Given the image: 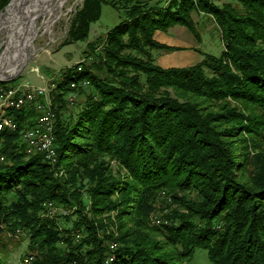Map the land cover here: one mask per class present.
Segmentation results:
<instances>
[{"label": "trees", "instance_id": "obj_1", "mask_svg": "<svg viewBox=\"0 0 264 264\" xmlns=\"http://www.w3.org/2000/svg\"><path fill=\"white\" fill-rule=\"evenodd\" d=\"M30 1L5 10L0 0V18ZM236 1L83 0L67 42L88 38L106 2L123 16L88 43L102 45L92 63L55 80V162L21 144L38 112L9 111L17 129L0 148V251L19 230L28 264H104L111 253L113 264H189L196 248L213 264H264V0ZM194 11L220 27L221 55L198 49L193 65L160 66L156 52L180 48L155 32L180 25L200 39ZM83 81L91 91L76 104L69 94ZM49 202L70 213L48 216Z\"/></svg>", "mask_w": 264, "mask_h": 264}, {"label": "rangeland", "instance_id": "obj_2", "mask_svg": "<svg viewBox=\"0 0 264 264\" xmlns=\"http://www.w3.org/2000/svg\"><path fill=\"white\" fill-rule=\"evenodd\" d=\"M35 1L36 0H31V5ZM163 1V3H166V0ZM213 1L219 5L223 3H232L237 6L239 4L236 0ZM11 2L12 0H10L5 10ZM82 4L83 0H66L63 5V15L53 23V29L45 30V27H41L36 37L33 39V43L30 45L25 42L22 44L23 46H17L16 37H9L8 32H6V27L16 22L19 17L31 7V5L28 7L27 5L19 6L14 13L4 15L0 18V54L2 53L0 59L8 49H11L10 53L6 55L8 66L10 67L12 64H15L14 68L18 66L16 69V71H18L23 65L22 69L18 71L15 78L12 80L13 82L8 81L11 82V85L50 87L52 86V83H55V80L58 79L60 72L65 68L83 62L92 63L97 58L96 54L102 47L101 41H96L95 45L98 46L95 49V52L88 47V43L95 41L96 38L105 37L109 30L121 21L123 14L118 8L106 2L103 4L99 20L92 23L88 38L86 40L67 42L69 40L68 32L71 20ZM192 17L197 23V29L201 38L198 39L197 36L185 27L186 37L192 41L193 45L197 47V50L199 49L204 53H211L217 56L221 55L224 50L222 32L214 19L196 11L192 13ZM40 23L41 19H39V24ZM179 48L182 49L181 47ZM21 53L22 55L19 56ZM159 53L161 52H156L155 55L157 56ZM48 89H51V87ZM85 91L78 94L75 100L76 104L84 101L85 94L91 91V87H86ZM60 174H63V172H60ZM166 200L168 199H165V197L160 199L159 211L153 215L151 219L152 224H159L156 222L155 216H158L159 218L162 216L161 214H163V210L161 207L165 205ZM49 203L45 204L48 206V216L58 215V217L62 219L60 214L70 213L69 209L55 206L53 202H51L52 205H49ZM74 219L75 218L72 220ZM2 244L5 246L1 248L0 254L6 259L7 264H28L31 262V259L29 261L25 259L30 252L28 249L29 237L26 232H19L18 230L16 233H13L7 231L4 235ZM117 245V243L112 242L110 248L116 249ZM108 257L112 258L110 264H113L115 261V254H109L106 259ZM189 264L213 263L209 260L206 249L196 248L192 261Z\"/></svg>", "mask_w": 264, "mask_h": 264}, {"label": "built area", "instance_id": "obj_3", "mask_svg": "<svg viewBox=\"0 0 264 264\" xmlns=\"http://www.w3.org/2000/svg\"><path fill=\"white\" fill-rule=\"evenodd\" d=\"M81 84L83 87H89V83L86 81ZM55 87V83H52L51 89L25 85H0V130H2V123L6 122H13L17 129V122L9 115V111L23 107L36 110L38 116L35 117L34 124L22 130L21 144L24 145L29 156L44 153L46 158L52 162L56 161L57 151L56 117L51 97V91ZM69 96L71 101H75L78 95L70 93ZM3 142L4 139H0V148L3 146ZM0 161L5 162L6 159H0ZM49 205L52 203L50 202ZM155 217L159 223L162 222L161 218ZM31 258H26V260L29 261ZM104 264H109V261H104Z\"/></svg>", "mask_w": 264, "mask_h": 264}, {"label": "bare ground", "instance_id": "obj_4", "mask_svg": "<svg viewBox=\"0 0 264 264\" xmlns=\"http://www.w3.org/2000/svg\"><path fill=\"white\" fill-rule=\"evenodd\" d=\"M65 1L66 0H36L32 5V2H30L27 7L30 5L31 7L25 13H23V15H21L16 22L6 27V32H8L9 34L8 36L16 37L17 46H23L22 44H24L25 42H27L29 45L32 44L33 39L36 37L41 27H45V30L53 29V23L63 15V5ZM39 19H41L40 24ZM10 51L11 49H8L5 52L4 56L0 59V77L2 78L13 74L18 68V66L14 68L15 64H12L13 68L12 66H8L6 55L9 54ZM21 55L22 53L19 54V56ZM50 87L52 88V86ZM50 87H44V89H48ZM9 130H16V124H14L13 122L2 123V130H0V139H4L3 133ZM0 159H5V156L1 155ZM156 222L159 223V220L156 219ZM106 261H109L110 264L112 258L109 257Z\"/></svg>", "mask_w": 264, "mask_h": 264}, {"label": "crops", "instance_id": "obj_5", "mask_svg": "<svg viewBox=\"0 0 264 264\" xmlns=\"http://www.w3.org/2000/svg\"><path fill=\"white\" fill-rule=\"evenodd\" d=\"M185 31V27L175 26L168 32L161 30L155 32L154 37L159 42L182 48L168 53H159L156 56V61L160 66L164 68L189 66L202 60V54L186 37Z\"/></svg>", "mask_w": 264, "mask_h": 264}, {"label": "water", "instance_id": "obj_6", "mask_svg": "<svg viewBox=\"0 0 264 264\" xmlns=\"http://www.w3.org/2000/svg\"><path fill=\"white\" fill-rule=\"evenodd\" d=\"M11 4V3H10ZM3 12H0V15L2 14ZM2 54V53H1ZM0 54V55H1ZM27 60V59H26ZM25 64V63H24ZM22 67H23V65L21 66V68H20V70L22 69ZM20 70H18V71H20ZM18 71H16V72H14L13 74H11V75H9V76H7V77H4V78H2V77H0V81H2V82H8V81H12L14 78H15V76H16V74L18 73Z\"/></svg>", "mask_w": 264, "mask_h": 264}]
</instances>
